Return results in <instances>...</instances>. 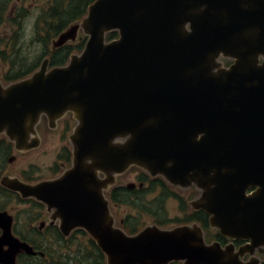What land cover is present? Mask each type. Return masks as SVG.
I'll return each mask as SVG.
<instances>
[{"label":"water","instance_id":"water-1","mask_svg":"<svg viewBox=\"0 0 264 264\" xmlns=\"http://www.w3.org/2000/svg\"><path fill=\"white\" fill-rule=\"evenodd\" d=\"M80 28L88 40L67 64L48 69L45 59L30 77L0 79V132L18 149L35 148L40 139L30 134L43 113L54 126L72 112L73 164L53 180L3 184L54 207L64 235L85 228L107 264H243L239 254L254 245L234 253V245L207 244L198 224L128 234L104 189L132 165L195 184L202 193L191 204L213 227L264 244V0H95L54 47ZM111 30L120 36L106 41ZM221 55L234 63L221 67ZM11 225L0 212L3 264L35 253Z\"/></svg>","mask_w":264,"mask_h":264},{"label":"rangeland","instance_id":"rangeland-1","mask_svg":"<svg viewBox=\"0 0 264 264\" xmlns=\"http://www.w3.org/2000/svg\"><path fill=\"white\" fill-rule=\"evenodd\" d=\"M15 2L17 0H14ZM55 0H23L25 6H27V14L23 11H16L17 20L14 22H8L7 16L11 14V9L6 8L3 14L5 29L8 33H11L9 38L3 35V29H0V53L3 52V57L8 60L12 65L20 64L27 59V71L31 69L35 63H38L43 56V45L39 42V32L47 35L50 29L46 30L51 24L44 23V17H48V8ZM21 14V16H18ZM25 16V19H24ZM8 18H11L8 16ZM53 22V21H51ZM66 30V29H64ZM85 34L83 29L79 31V36L83 37ZM58 36H55V40ZM75 40L74 42H77ZM51 42V44H52ZM73 42V41H70ZM51 48V47H50ZM2 57V58H3ZM219 60L223 62V65L229 66L231 59L227 57H221ZM17 70V69H16ZM8 84V83H6ZM56 124V123H55ZM77 120L73 117L72 113H68L57 124V127H50L48 125L47 117H44L38 125L40 131L41 144L32 149L20 151L13 149L7 156L3 169L9 174H24L31 173V176L38 177L40 179L46 177H52L54 172L53 167L55 162L58 161L60 165L59 153L64 146L72 148L69 141V135L73 132ZM5 134L0 133V138ZM36 136H38L36 134ZM6 139V137H4ZM12 155L13 159L9 160V156ZM65 166L60 165L59 173L65 169ZM143 176H147L148 181L142 180ZM116 183L119 186L127 185L128 183H134V188H141L140 184L143 183L149 190V194L144 199H139L136 203L140 202L144 209H136L133 203L122 206H114L111 204V213L116 220V225H123L126 217L136 218L137 229L140 230L147 225L156 224V222L164 221L162 227H173L180 223L186 222L189 219L190 213L193 212L191 201L197 198L201 190L195 185L189 187H182L169 184L162 176H151L146 170L139 166H131L125 172L116 176ZM161 177L167 182V188L169 195L162 192L160 184L155 183V189L151 190V182L156 181ZM164 199V200H163ZM163 200V201H161ZM15 205L18 209L28 208L29 204L17 203ZM19 210L17 212L18 223L23 220V213ZM12 212H16L14 209ZM48 215V214H47ZM39 220L36 225L40 223ZM37 229V227H35ZM27 231V236L33 238L35 231ZM82 236V235H80ZM82 240L76 241L69 246L61 245L58 242H54L53 239H48L47 244L42 240H34V249L38 252L39 258L37 263L41 264H56V262L64 261V264L86 263L89 259L84 258L87 254H92V250L89 249L90 244L88 239L81 237ZM52 241L53 243H51ZM29 243V242H28ZM60 259V260H58ZM179 264V263H173Z\"/></svg>","mask_w":264,"mask_h":264},{"label":"flooded vegetation","instance_id":"flooded-vegetation-1","mask_svg":"<svg viewBox=\"0 0 264 264\" xmlns=\"http://www.w3.org/2000/svg\"><path fill=\"white\" fill-rule=\"evenodd\" d=\"M21 7H23V11L27 14V6L24 5L23 0H17L16 2L14 0H0V29H3L4 36L7 35V37L9 38L11 34L6 31L5 29L6 25L3 22L4 21L3 14L5 12V9L12 8L11 14L8 15L11 18H8L7 16V20L8 22H14L17 20V16L15 13L16 11H21ZM18 16H21V14H19ZM24 19H25V16H24ZM47 29L48 30L50 29V31L48 32H53V31L57 32L61 29V27L59 28V26H54L51 23L48 26V28H46V30ZM2 57H3V54L0 53V76L4 80H18V79L26 78L27 73L30 75L33 72L32 71L33 69H29L27 71V59L20 64L12 65L8 60H5V58L4 57L2 58ZM46 57L49 58V65H48L49 68L59 65V64H52L50 55H45L43 59H45ZM58 58H59V61L62 60V56H59ZM42 60L40 64L34 69V71H36L40 67ZM43 118H44V115L41 117V120L39 121V123L42 121ZM59 121L60 120H58V122ZM58 122L54 126H51L50 120L48 118V125L50 127H57ZM37 131H38V134L40 135V131L38 129ZM13 149L25 151V150L18 149L16 147L15 142L11 141L9 138L8 139L7 138L5 139L4 137L0 138V212H7L9 215H11L12 234L15 237L19 238L21 241L30 242V243H32L33 240H36L38 236L42 240L46 241L50 239L51 237H54L53 232L55 231L63 235L64 237H66L60 229L59 222H58L59 216L55 217L54 215L55 209L53 208L49 209L47 203L33 196L24 197L18 190H14V189H11L5 186L3 184V179H19L23 183H26V184L27 183L35 184V183H38L44 180H53V179H56L62 176L65 173L66 169L69 167V164H66L64 161L61 160L60 165L63 166L64 164L66 166H65V169H63L62 172L59 173L60 165L56 164L58 161L55 162V165L53 166L55 167L54 168L55 173L53 174V176L46 177L43 179H40L38 177L33 178L31 176V173H27V171H25L24 174H19V173L9 174L3 169V166L5 164V160L7 159V156L11 153ZM11 156L12 155L9 156V160ZM15 202L29 204V207L24 208L22 210L21 209L17 210L16 208L17 206L15 205ZM14 209L16 210V212H12ZM19 210H21L23 213L22 214L23 220H20L21 223H18L19 217L17 216V212ZM39 220H41L40 223L36 225V223ZM35 227H37V229ZM31 230L35 231V234L33 235V238L35 239H32L31 237L27 236V231H29L28 233L30 234ZM2 233H3V229L0 227V237ZM211 235H212L211 237L212 241H219L222 243L223 246H225L227 243H233L239 247L240 245H243L249 241V240L247 241V240L240 239V238L233 239L230 237H226V236L220 235L216 231L211 232ZM36 258H39L38 253H31V251L23 250L17 253V264H31L32 262L37 263L38 260H36ZM39 259L41 260V258ZM242 260L244 262H249V261L254 262V264H264V249L263 250L257 249L254 253L252 252L245 253L243 255ZM37 264H41V263H37Z\"/></svg>","mask_w":264,"mask_h":264},{"label":"trees","instance_id":"trees-1","mask_svg":"<svg viewBox=\"0 0 264 264\" xmlns=\"http://www.w3.org/2000/svg\"><path fill=\"white\" fill-rule=\"evenodd\" d=\"M94 0H55L47 9L48 11V17H44V23L50 24L52 23L54 26H59L61 29L57 32H48L47 35H44L42 33H38L39 37L38 40L43 45V56L41 57V60L45 55H50L52 64H65L70 55L76 51H81L85 46V41L87 39L86 36L78 42H70L61 48L53 49L52 48V39H54L55 36H58L61 31L66 29L71 23L76 22L80 19H82L88 10L89 5ZM53 21V22H51ZM119 33L117 30L111 31L107 34V39L111 40L116 37H118ZM51 47V48H50ZM3 53V52H1ZM59 56H62V60L59 61ZM41 60L38 63H35V65L31 68L34 69L37 67ZM9 81V80H7ZM59 157L61 160H63L65 163L69 164L71 163V149L68 146H64L62 151L59 153ZM56 164H59L57 162ZM142 180L145 182L148 181L147 176H143ZM151 182V190L155 189V183L160 184V187L162 188V192H165L167 196L169 195V191L167 188V182L162 179L161 177L158 178L156 181H150ZM150 190L144 185L141 188H133L129 189L125 186L116 187L112 190L111 193V199L114 203L117 204H123L128 205L130 203H133L134 207L136 209L143 210V205L138 202L139 199H144L145 196L148 195ZM164 200V199H163ZM161 200V201H163ZM130 217H126L124 219V228L127 230V232L133 234L139 231L136 227L138 220L136 218H133L134 220H131ZM191 221H198L200 222L203 227L206 229L207 232V238L211 239V231L209 229V215L203 211V210H193V212L190 213L188 221L184 223H189ZM158 224L164 223V221L156 222ZM49 233V232H48ZM59 234L58 232H53V236L50 239H53L54 242H58L61 245L69 246L70 244L75 243L76 241L82 240L81 237H85L88 239V243L90 244L89 249L92 250V254H87L84 256V258H88L89 260L86 263H79V264H105L106 263V256L103 253V251L98 247L95 240L88 235V233L82 229L78 228L76 229L69 237H64L63 235ZM82 235V236H80ZM37 239L42 240L39 236ZM45 244V241L42 240ZM53 243L52 241H50ZM34 244V240L32 241ZM47 244V240H46ZM60 260V259H58ZM56 264H64V261L56 262ZM74 264V261L73 263Z\"/></svg>","mask_w":264,"mask_h":264}]
</instances>
